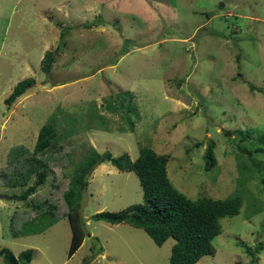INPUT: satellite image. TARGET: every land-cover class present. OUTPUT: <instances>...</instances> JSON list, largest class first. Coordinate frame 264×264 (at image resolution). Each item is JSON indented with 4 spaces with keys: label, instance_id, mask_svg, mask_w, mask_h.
Listing matches in <instances>:
<instances>
[{
    "label": "rangeland",
    "instance_id": "1",
    "mask_svg": "<svg viewBox=\"0 0 264 264\" xmlns=\"http://www.w3.org/2000/svg\"><path fill=\"white\" fill-rule=\"evenodd\" d=\"M24 78L33 84L5 104ZM49 119L57 140L73 145L58 174L91 147L135 158L147 146L168 154L167 176L186 197L238 193L239 213L220 218L214 254L194 264H264V152L253 151L264 133V0H0V170L7 150L32 148ZM210 140L216 163L205 170ZM52 178L36 193L48 194ZM21 191L0 185V248L31 249L29 264H81L99 246L89 264H170L172 238L157 246L139 228L93 218L143 202L132 171L103 162L91 172L81 200L89 236L70 257L66 216L11 236L10 216L28 208L13 198Z\"/></svg>",
    "mask_w": 264,
    "mask_h": 264
},
{
    "label": "trees",
    "instance_id": "2",
    "mask_svg": "<svg viewBox=\"0 0 264 264\" xmlns=\"http://www.w3.org/2000/svg\"><path fill=\"white\" fill-rule=\"evenodd\" d=\"M84 26L87 27L88 24ZM65 33V28H62L60 36ZM55 55L56 50L44 53L41 62L44 74L50 72ZM33 82L32 78L18 81L4 99L5 104L10 105ZM250 89L254 90L256 87L251 85ZM115 105L122 107V102L118 100ZM248 136L247 134L242 139ZM256 143L253 151L264 152V133L256 138ZM72 150L71 142L57 140V131L50 119L38 129L32 148L14 144L7 150L6 165L0 170V185L22 188L13 198L18 201L29 199L26 203L27 211H14L10 216L11 236L41 232L57 222L60 219L59 214L66 216L71 229L67 250V257H70L88 235L81 214V200L91 172L103 162L111 163L119 171L134 172L142 190L143 202L117 212L101 211L95 213L93 218L110 224L126 223L139 228L157 246L172 238L174 243L168 259L170 264H194L203 255H213L211 242L221 231L220 218L239 213L241 198L238 193L223 199L205 196L191 199L179 192L167 176L166 164L169 157L166 153L159 154L150 147L140 146L137 156L131 158L126 152L113 156L109 150L99 152L91 147L74 164L71 172L58 174L68 165ZM246 151L251 154V151ZM203 159L205 170L214 167L216 157L211 140L205 146ZM50 172L53 173L51 190L46 195L36 193V189L46 181ZM33 177V183L29 184ZM262 249L261 242L254 246V251ZM99 251H102V246L84 257L81 264H89ZM246 252L253 254L250 247L246 248ZM0 257L4 264H29L32 251L26 249L14 256L7 248H0Z\"/></svg>",
    "mask_w": 264,
    "mask_h": 264
}]
</instances>
